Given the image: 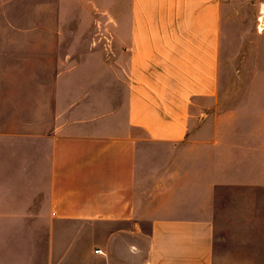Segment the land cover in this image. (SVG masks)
<instances>
[{
    "label": "crops",
    "instance_id": "crops-1",
    "mask_svg": "<svg viewBox=\"0 0 264 264\" xmlns=\"http://www.w3.org/2000/svg\"><path fill=\"white\" fill-rule=\"evenodd\" d=\"M223 7L0 0V264H264L258 209L218 233L217 191L264 187Z\"/></svg>",
    "mask_w": 264,
    "mask_h": 264
},
{
    "label": "rangeland",
    "instance_id": "rangeland-1",
    "mask_svg": "<svg viewBox=\"0 0 264 264\" xmlns=\"http://www.w3.org/2000/svg\"><path fill=\"white\" fill-rule=\"evenodd\" d=\"M23 14L22 21L29 23L31 14L29 12ZM10 16L13 19L15 14L10 13ZM19 17L20 14L14 20H18ZM220 72V84L228 88L240 86L244 89L243 91L252 87L264 89V0H224ZM224 96L244 98L241 110L242 120L239 124L230 122L231 127L228 132L257 137L256 141H248L246 145H255L257 149L262 148V156L256 157V168L261 163L264 175V93ZM246 102L248 104L245 105ZM228 108L221 106L217 112L221 115L223 110L227 111ZM255 200L257 205L254 207ZM258 201H262L261 204ZM253 209H258L264 220V187L253 190L249 188L219 189L216 194L219 235L223 233V225L228 228L225 218L247 214ZM232 224L233 222H230V225Z\"/></svg>",
    "mask_w": 264,
    "mask_h": 264
},
{
    "label": "built area",
    "instance_id": "built-area-1",
    "mask_svg": "<svg viewBox=\"0 0 264 264\" xmlns=\"http://www.w3.org/2000/svg\"><path fill=\"white\" fill-rule=\"evenodd\" d=\"M97 252H98L99 254H100V253H102V251H101V250H100V251L98 250Z\"/></svg>",
    "mask_w": 264,
    "mask_h": 264
}]
</instances>
